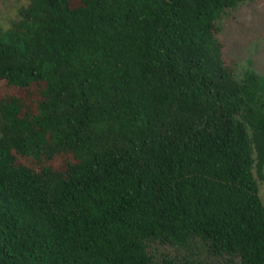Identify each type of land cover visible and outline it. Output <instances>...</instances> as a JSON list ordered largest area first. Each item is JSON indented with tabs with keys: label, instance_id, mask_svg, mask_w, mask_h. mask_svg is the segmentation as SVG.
<instances>
[{
	"label": "trees",
	"instance_id": "obj_1",
	"mask_svg": "<svg viewBox=\"0 0 264 264\" xmlns=\"http://www.w3.org/2000/svg\"><path fill=\"white\" fill-rule=\"evenodd\" d=\"M0 28V264H264V75L223 57L254 0H24Z\"/></svg>",
	"mask_w": 264,
	"mask_h": 264
},
{
	"label": "rangeland",
	"instance_id": "obj_2",
	"mask_svg": "<svg viewBox=\"0 0 264 264\" xmlns=\"http://www.w3.org/2000/svg\"><path fill=\"white\" fill-rule=\"evenodd\" d=\"M24 5V0H0V28H7L16 21L17 12ZM224 13L219 20L220 32L216 35L223 45L224 59L239 68L249 59L250 66L264 75V0H254ZM4 91L11 92L0 83V94ZM262 173V181L257 182V195L264 208V167ZM146 251L151 264H236L235 260L211 256L196 240L185 247L150 241Z\"/></svg>",
	"mask_w": 264,
	"mask_h": 264
}]
</instances>
